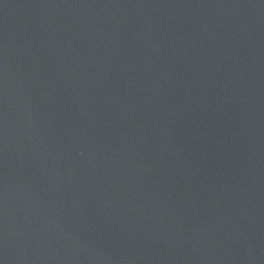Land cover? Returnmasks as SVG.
I'll list each match as a JSON object with an SVG mask.
<instances>
[{
    "label": "water",
    "instance_id": "water-1",
    "mask_svg": "<svg viewBox=\"0 0 264 264\" xmlns=\"http://www.w3.org/2000/svg\"><path fill=\"white\" fill-rule=\"evenodd\" d=\"M0 264H264V0H0Z\"/></svg>",
    "mask_w": 264,
    "mask_h": 264
}]
</instances>
